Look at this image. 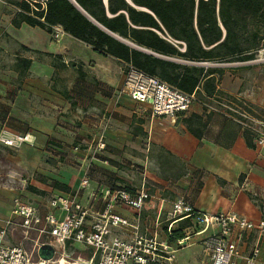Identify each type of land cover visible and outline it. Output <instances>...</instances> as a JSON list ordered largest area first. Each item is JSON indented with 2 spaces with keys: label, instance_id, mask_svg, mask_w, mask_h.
<instances>
[{
  "label": "crops",
  "instance_id": "0c3cea01",
  "mask_svg": "<svg viewBox=\"0 0 264 264\" xmlns=\"http://www.w3.org/2000/svg\"><path fill=\"white\" fill-rule=\"evenodd\" d=\"M106 1L103 0L105 7L107 6ZM138 9L145 10L142 8ZM17 12V8L0 0V51L2 53L10 51L14 54V67L17 75V58L30 60L26 76L24 79L21 78L24 82H50L57 68L63 71L68 67L69 60L77 59L83 65L90 61L94 62V70L96 71L93 76L95 80H105L107 83L113 82L114 85H119L114 91L117 94L115 97H103L100 93L89 95L94 99H98L102 105L88 109L85 111L84 116H80V118H83V122L77 134L80 141L87 143V145L89 142L100 140L103 142L104 148L116 149L113 152H109L111 149L102 150V153L111 160L107 167L101 165H106V162L96 160L93 163L97 168L103 167V169H106L108 171L106 172L107 177L116 180V186L120 187V184L125 182L123 175L126 174L122 171L124 170V162L130 161L133 164H138L136 166L144 168L140 174L141 178L138 186L132 185L131 187L134 188L129 190L133 193L140 187L141 182L145 181L150 199L139 212L121 204L116 205L115 211L118 214L132 223H137L142 233L154 234L157 231L161 235L160 237L163 238L161 233L171 217L172 203V201L165 198V195H171V193L178 196L185 193L191 194L194 187L192 172L201 170L203 174L200 176V188L196 191V197L188 203L186 202L187 205L196 211L199 210L206 214L232 212L237 216L254 222H258L262 218V211L264 210V153L262 154L263 151L255 147H247L243 137L244 128L238 121L220 113H210L208 116L202 106L194 103L188 113H185L182 117L188 118L189 115L195 114L206 120L203 137L198 141L188 133L181 121H178L181 117L178 116L173 121L166 117L152 116L147 106L130 100L120 92L118 93L120 87H122L124 63H120L116 58L113 59L110 56L94 51L87 44L73 39L64 32L57 40L52 37V33L48 34L37 27L33 28L22 24L19 28H15L12 26L11 21ZM25 27H28V29ZM24 30L37 36V39L41 41L40 47L32 46L31 41L16 36ZM112 36L116 40L118 39L145 54H152L150 51L134 46L115 35ZM78 49H83L87 56H91L85 59L80 58L77 53ZM56 55L61 57L60 59L58 57L57 64L55 62ZM216 69L221 72L219 75L214 74L216 89H218L220 94L240 105L249 107L253 113H255L254 111L264 112V66L245 63L235 66L231 64V66L228 65L226 68ZM87 74L86 71L79 72L80 82L85 83L86 87L84 89L86 88V90L89 83ZM119 74H121L120 78L118 77ZM33 76L38 80H32L31 77ZM39 78L41 79L40 81ZM60 95L62 100L58 102L62 105L64 117L66 108L70 105V103L67 104V101L70 99L69 95L71 94L64 92ZM8 98L13 99L9 112L0 105V128L13 125L14 127L10 126L7 128L11 134H21L12 133V128L14 129L13 131L27 130L33 136L34 144H39L42 147L55 145L62 148V146L69 145L71 137L58 132L55 134L54 132L57 124L56 118L46 122L45 127L48 133L46 132L47 135L45 136L38 129V125H44L45 122L31 114L32 112L30 113L29 104L25 103L24 106H21L22 99L25 98L23 94H0V103L7 105ZM133 104L148 109L149 114L139 115L135 111ZM2 122H4V126L1 125ZM86 135H88L89 139L88 137L86 139ZM22 146L26 145L23 144ZM19 157L16 159L17 162L14 160L15 163L28 172L30 171V177L36 176L34 173L38 172L48 182L56 180L69 186L70 192L54 190L48 183L39 182L33 178L26 179L28 184L45 192V196H39L27 191L24 187V182H21V188L12 186V182H0V221L10 216L12 203L15 198H19L22 202L30 203L40 209L41 205L44 204V199L51 193H76L79 202L95 213L102 209L103 201L101 199L97 202L91 200L90 194L93 192L104 193L106 190L117 189L107 186H99L97 189L93 188L95 184L96 186L98 184L95 181L97 179L83 176L81 167L76 172H70V170L67 172V168L60 170L62 177H68L66 180H60L59 176H55L52 173L53 165H51L50 160L46 159L45 163H43L45 164L44 167L38 169L25 164L27 163L26 159L20 160ZM38 158L42 161V156ZM169 160L174 163H169ZM181 164L185 166L186 176L175 179L173 174L176 173ZM150 165L151 167H156L154 172L150 171L152 170ZM165 165H168L169 173L161 176L159 172L163 170ZM240 176H243L242 180ZM99 181H101L100 178ZM80 190L81 195L79 196L78 192ZM253 199L260 201L261 209L252 203ZM157 223L158 226L156 225ZM23 233L22 230H14L8 240L15 243ZM115 233L124 239H128L129 235H131L127 229L118 230ZM200 238L201 236L189 237L188 243L185 245L199 247L200 252L197 254L194 264H200L204 259L198 243ZM191 239H193V242H190ZM257 264H264V238L260 246Z\"/></svg>",
  "mask_w": 264,
  "mask_h": 264
},
{
  "label": "built area",
  "instance_id": "2783aa9c",
  "mask_svg": "<svg viewBox=\"0 0 264 264\" xmlns=\"http://www.w3.org/2000/svg\"><path fill=\"white\" fill-rule=\"evenodd\" d=\"M62 32L58 25L54 26L52 37L58 40ZM183 50L182 47L180 51ZM261 52L264 53V47L258 53ZM255 60L233 63L245 64ZM175 61L204 68L233 64ZM121 86V94L147 106L155 117L175 121L179 115L188 113L194 103H198L205 114L213 112L235 118L251 132L255 148L264 151V132L249 122L264 123L249 117L248 113L225 98L198 100L194 94H187L130 64H124ZM0 144L13 150L23 144L32 147L34 138L28 132L11 134L2 130ZM97 146L99 150L103 149L102 144ZM90 198L95 202L99 199L103 201L100 211L93 213L84 207L76 193H51L40 209L15 198L10 216L0 221V264H173L175 251L183 248L182 243L187 244L192 236H201L198 243L204 259L200 264H257L264 238V210L262 218L254 222L232 212L206 214L196 211L179 197L171 203V217L161 238L157 231L154 234L142 233L137 223L130 222L115 211L116 205L121 204L139 212L150 199L145 181L133 193L117 188L100 194L93 192ZM187 218L190 219L189 228L198 226L199 229L175 244H169L167 238L174 225ZM126 229L131 234L128 239L115 233ZM14 230L24 232L15 243L8 240ZM43 245L54 249L50 261L38 257L37 251ZM78 251L87 254L81 255Z\"/></svg>",
  "mask_w": 264,
  "mask_h": 264
},
{
  "label": "trees",
  "instance_id": "16d2710c",
  "mask_svg": "<svg viewBox=\"0 0 264 264\" xmlns=\"http://www.w3.org/2000/svg\"><path fill=\"white\" fill-rule=\"evenodd\" d=\"M3 1L18 9L11 21L15 28L24 24L51 34L58 25L64 33L94 51L194 94L198 100L222 97L246 114H254L249 107L218 92L214 74L219 75V69L175 60L220 64L255 60L264 47V0H107L106 7L103 0ZM112 35L154 55L134 49ZM182 47L184 50L180 51ZM16 66L18 75L24 78L30 60L17 58ZM182 116L179 115L178 121L200 141L206 120L195 114ZM243 137L248 148L255 147L249 130L243 129ZM27 173L6 159L0 148V182H12V186L21 188ZM186 173L181 164L173 177L179 179ZM50 182L52 189L70 192L69 186L56 180ZM24 187L36 195H46L28 183ZM189 226L188 218L178 222L167 238L168 243L175 244L184 238Z\"/></svg>",
  "mask_w": 264,
  "mask_h": 264
},
{
  "label": "rangeland",
  "instance_id": "374dc122",
  "mask_svg": "<svg viewBox=\"0 0 264 264\" xmlns=\"http://www.w3.org/2000/svg\"><path fill=\"white\" fill-rule=\"evenodd\" d=\"M28 29V27H25ZM25 29V30H27ZM23 31L16 36L18 38L28 40L32 42V46L40 47L41 41L37 39V36L35 34H30L28 31ZM251 30V28H249ZM77 53L80 58L85 59L88 56L90 57L91 55L86 54L83 49H78ZM61 58L60 56L56 55V64L57 60ZM14 62H15V57L14 54L10 51H6L5 53L0 51V94H23L25 97L22 99V105L24 104H29L30 106V113L33 114L34 116H37V118H40L44 123V125H38V129L45 134H46V122H49L53 120V118H56V125L54 128L55 134L58 132L59 134H63L65 136L71 137L69 141L68 146H62L60 148L59 146H50L47 145L45 147L40 146L39 144L36 145L34 144L33 147H29L28 145L22 146V148L18 149H12L9 150L5 147H2L0 145L1 150L3 153H5L6 159H8L10 162L13 164L17 165L15 163L17 157L21 159L25 158L26 162L25 164L29 165L30 167H36L38 169H42L45 164V160L47 159L48 161H51V165H53V174L55 176H59L60 180L62 179H68V177H62L60 174V170L66 169L67 172L70 170V172H76L78 169L81 167L82 168V175L85 176L86 178L93 177L96 183L98 182L97 186L96 184L93 186V188H98L99 186H107V187H112V188H121L125 189L126 191H130L129 189L134 188L131 187L132 185L137 187L141 178V173L144 170L143 167L141 166H136L138 164H133L130 161H126L123 164L124 170L123 173L126 175H123L125 182L123 184H120V187L116 186V180L107 177L106 172H108L106 169H103V167H95L93 163L98 160L99 162H106L105 164H101L104 166H108L110 159L106 157L105 154L102 153V150L104 149L105 151L107 149L109 152H113L116 149L115 148H110V147H105L102 141H93L89 142L88 145L87 143L81 142L80 139L78 138V131H80V125L83 122V118H80V116H84L85 111L91 108H95V106H100L102 105L101 102H99L98 99L92 98V96H89L90 94H95V93H100L103 95V97H115L117 94L114 93L116 89L119 87L118 84H113L112 83H107L105 80L100 81V80H95L94 79V72L96 70L94 66V62L90 61L89 63L82 64L80 63L77 59H73V61H68V67L65 68V70H59L57 68L53 75L52 78L49 81L43 82H34L31 83L29 82H24V78L21 79L20 76L17 75L15 67H14ZM249 64H254V65H260L264 66V53H258L256 60L254 62H251ZM232 65H237V64H232ZM231 66V65H229ZM85 67V68H84ZM228 65H223V66H213L209 68H226ZM122 68V67H121ZM62 69V68H60ZM86 71L87 74V79H88V84H87V90L85 83L80 82L81 78L79 76V72ZM118 77H121V74L118 75ZM26 79V78H25ZM32 80H38L35 78V76L31 77ZM41 79L39 78V81ZM84 80V78H83ZM25 84V85H24ZM23 86V87H22ZM90 89V91H89ZM66 94H71L69 95V100L67 101V104L70 103L69 107L66 109V113L64 114L65 116L63 117L62 113V105L59 104L58 101L62 100L61 95L63 93ZM120 90L118 91V93ZM28 94V95H26ZM115 101V99H114ZM13 102V99L8 98L7 105H4L3 103H0L1 106L5 107L7 111L9 112L11 106L10 104ZM135 111L139 114H149V110L145 109L144 107L133 104ZM5 111V110H3ZM92 111V110H91ZM254 114H250L249 117H253L256 120H261L264 123V114H262L259 111H254ZM4 122L1 123L3 125ZM250 125H252L254 128H257L264 132V124L259 125L256 123L254 120L249 122ZM4 126V125H3ZM8 126V124H7ZM13 126V125H10ZM8 126V127H10ZM8 127L4 126L0 128V131L6 130L8 131ZM14 127V126H13ZM64 128V129H63ZM70 129V130H69ZM12 128L11 131L12 133H27V130H15ZM30 133V132H29ZM48 133V132H47ZM51 136V135H50ZM88 135H86L87 139ZM53 138V136H52ZM89 139V137H88ZM58 142V141H56ZM49 144V143H48ZM99 144L103 145V149L99 150L98 146ZM90 147H87V146ZM23 150V151H21ZM103 150V151H104ZM115 153V152H114ZM264 151L262 152V154ZM39 156H42V161ZM13 160V161H12ZM15 160V161H14ZM170 161V160H169ZM17 162V161H16ZM98 163V162H97ZM169 163H174L170 161ZM100 164V163H98ZM19 166V164L17 165ZM66 166V167H65ZM21 167V166H19ZM168 165L163 166V170H160L159 175H167L169 173L167 169ZM23 168V167H22ZM154 166L151 167L150 165V171H155ZM24 169V168H23ZM74 170V171H73ZM27 171V170H26ZM28 172V171H27ZM193 173V181H194V187L192 189L191 194H183V195H176L171 193L165 195L166 199H169V201H174L175 199L181 197L184 202L188 203L191 199L196 197V191L198 188H200V176L203 174V171L201 170H196ZM33 176L30 177V171L27 173V178L29 179H37L39 182H44L48 183L49 186L51 185V182L44 180L42 178L43 176L39 174L38 172ZM111 176V175H109ZM58 177V178H59ZM99 178L101 181H99ZM24 185L28 183L27 180L23 181ZM99 194V193H98ZM78 195H81V190L78 192ZM254 197V196H253ZM252 197V198H253ZM255 198V197H254ZM255 206L258 208H262V205L260 201L254 200L252 202ZM199 227L196 226L195 228H189L184 231V234H191L198 230ZM195 240V239H194ZM190 242H193V239L190 240ZM81 255L87 254L86 252L78 251ZM200 252L198 246H185L183 248H179L175 251L174 254V260L173 264H194L195 259L197 258V254ZM74 257H76L74 255ZM75 259V258H74Z\"/></svg>",
  "mask_w": 264,
  "mask_h": 264
},
{
  "label": "water",
  "instance_id": "95a60500",
  "mask_svg": "<svg viewBox=\"0 0 264 264\" xmlns=\"http://www.w3.org/2000/svg\"><path fill=\"white\" fill-rule=\"evenodd\" d=\"M73 2V0H70ZM186 243L183 242L182 246H185ZM38 257L42 260H49L54 256V249L50 245H43L37 251Z\"/></svg>",
  "mask_w": 264,
  "mask_h": 264
},
{
  "label": "bare ground",
  "instance_id": "6f19581e",
  "mask_svg": "<svg viewBox=\"0 0 264 264\" xmlns=\"http://www.w3.org/2000/svg\"><path fill=\"white\" fill-rule=\"evenodd\" d=\"M59 264H62V262H60Z\"/></svg>",
  "mask_w": 264,
  "mask_h": 264
}]
</instances>
